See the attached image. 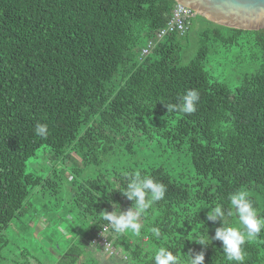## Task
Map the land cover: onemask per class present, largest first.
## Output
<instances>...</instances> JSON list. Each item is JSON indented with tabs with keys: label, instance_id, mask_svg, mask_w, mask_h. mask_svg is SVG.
I'll return each mask as SVG.
<instances>
[{
	"label": "trees",
	"instance_id": "obj_1",
	"mask_svg": "<svg viewBox=\"0 0 264 264\" xmlns=\"http://www.w3.org/2000/svg\"><path fill=\"white\" fill-rule=\"evenodd\" d=\"M175 4L0 0V264L4 230L29 207L30 194L60 188L77 226L67 232L74 242L58 264H98L81 238L91 242L107 222L105 211L132 206L118 188L135 170L167 190L142 217L141 236L109 235L118 252L109 258L154 264L155 250L165 247L181 258L203 251V264H239L226 260L222 241L194 240L214 236L221 222L208 221L207 213L217 203L230 208L228 196L237 190H246L264 216V28L228 27L195 14L208 25L187 62L190 26L141 56ZM212 60L247 68L226 82L209 70ZM191 89L199 92L196 111L168 112ZM37 123L48 125L46 138L36 135ZM40 154L53 164L45 174L27 169ZM67 162L73 165L65 173ZM89 166L92 175L77 180ZM228 222L239 224L235 214ZM243 251L244 264H264V229Z\"/></svg>",
	"mask_w": 264,
	"mask_h": 264
},
{
	"label": "clouds",
	"instance_id": "obj_2",
	"mask_svg": "<svg viewBox=\"0 0 264 264\" xmlns=\"http://www.w3.org/2000/svg\"><path fill=\"white\" fill-rule=\"evenodd\" d=\"M199 92L195 89L187 90L179 98L176 104L167 105L168 112L179 111L192 114L196 111L199 102ZM37 136L46 138L49 134L47 124L37 123L35 127ZM126 184L122 189L118 188L124 197L134 203L126 211H121L120 207H113V211H105L103 220L108 222L105 230H111L116 236L130 233L132 236H141V229L144 227L141 222L144 214L153 207L155 202L164 199L166 186L152 178L150 175L142 174L140 170L124 173ZM231 205L227 210L223 205L217 203L210 208L207 213L208 221L221 222V227L215 229L211 238L207 233L199 235L194 241L200 245H208L213 240L222 241L223 253L228 262H239L244 264L245 253L243 245L246 241H254L259 233L264 229V216H259L257 209L253 206V201L249 198L246 190H237L228 196ZM115 205V204H114ZM238 217V226H231L228 218L233 215ZM150 232L153 237L159 238L161 230L152 227ZM204 252L201 251L194 256L185 254L184 258L174 255L172 251L165 247H159L154 252V264H203Z\"/></svg>",
	"mask_w": 264,
	"mask_h": 264
},
{
	"label": "rangeland",
	"instance_id": "obj_3",
	"mask_svg": "<svg viewBox=\"0 0 264 264\" xmlns=\"http://www.w3.org/2000/svg\"><path fill=\"white\" fill-rule=\"evenodd\" d=\"M206 25L208 23L200 17L192 18L184 51V63L193 56L197 47L199 31ZM208 68L219 79L230 82L236 79L239 70L246 69L247 66L244 64L236 69L231 64H225L224 60H212L208 63ZM26 165L30 171L45 174L53 164L47 157L40 154L39 158L28 160ZM72 165L71 162L65 164V173L70 171ZM94 170L93 166H89L75 177L80 180L92 175ZM71 179L72 175L70 174L66 178L64 177V181L68 183ZM62 194L61 188L55 192L41 190L38 193L30 194L29 207L24 210L20 218L13 219L4 230L7 242L2 249V264H58L60 260L58 255L67 248L65 245L74 242V240L68 239L67 232L77 226L76 220L66 211L67 205L63 206L65 197ZM126 210L122 209L121 211ZM81 241H83L88 254L98 260V264H123V262L119 263L117 260L109 258L107 253L105 254L95 245L82 238Z\"/></svg>",
	"mask_w": 264,
	"mask_h": 264
},
{
	"label": "water",
	"instance_id": "obj_4",
	"mask_svg": "<svg viewBox=\"0 0 264 264\" xmlns=\"http://www.w3.org/2000/svg\"><path fill=\"white\" fill-rule=\"evenodd\" d=\"M207 20L239 29L264 28V0H175Z\"/></svg>",
	"mask_w": 264,
	"mask_h": 264
},
{
	"label": "built area",
	"instance_id": "obj_5",
	"mask_svg": "<svg viewBox=\"0 0 264 264\" xmlns=\"http://www.w3.org/2000/svg\"><path fill=\"white\" fill-rule=\"evenodd\" d=\"M195 16V12L181 4L176 2L171 10L169 19L165 25L160 27L154 34V36L146 42V45L141 49V56L147 55L152 48L162 40L166 35L173 32L183 34L191 23V19ZM108 222L104 224L98 231H96L90 244L99 246L105 253L110 255L117 254L116 248L113 246L109 235L112 234L111 230H105Z\"/></svg>",
	"mask_w": 264,
	"mask_h": 264
}]
</instances>
